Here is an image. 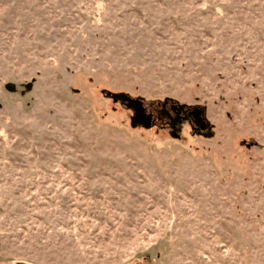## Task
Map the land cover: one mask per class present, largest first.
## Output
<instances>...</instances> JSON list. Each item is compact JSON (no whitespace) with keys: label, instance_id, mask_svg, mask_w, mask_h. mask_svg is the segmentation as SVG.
Returning <instances> with one entry per match:
<instances>
[{"label":"rangeland","instance_id":"1","mask_svg":"<svg viewBox=\"0 0 264 264\" xmlns=\"http://www.w3.org/2000/svg\"><path fill=\"white\" fill-rule=\"evenodd\" d=\"M0 264H264V0H0Z\"/></svg>","mask_w":264,"mask_h":264},{"label":"water","instance_id":"2","mask_svg":"<svg viewBox=\"0 0 264 264\" xmlns=\"http://www.w3.org/2000/svg\"><path fill=\"white\" fill-rule=\"evenodd\" d=\"M9 90H13V84H7L6 86ZM115 98L123 101L126 106L131 108L134 112V123L141 125L143 127H150L152 124V116L146 114L143 102L139 99L132 98L125 93H116L113 94ZM188 116H194V123L200 129H205L207 122L204 119L202 110L199 107H195L193 111L188 113Z\"/></svg>","mask_w":264,"mask_h":264},{"label":"flooded vegetation","instance_id":"3","mask_svg":"<svg viewBox=\"0 0 264 264\" xmlns=\"http://www.w3.org/2000/svg\"><path fill=\"white\" fill-rule=\"evenodd\" d=\"M145 108V107H144ZM172 108H173V106H172ZM194 108L195 107H193V108H189V109H182V112L190 119V120H192L193 122H194V116H188V113H190L191 111H193L194 110ZM145 112H146V114H148V115H151L152 116V119H153V115H152V113L151 112H148L147 111V109L145 108ZM195 124V123H194ZM196 126V125H195Z\"/></svg>","mask_w":264,"mask_h":264}]
</instances>
